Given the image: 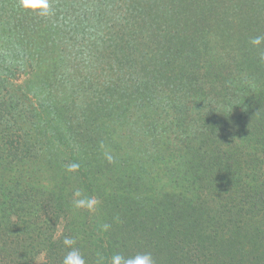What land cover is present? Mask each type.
<instances>
[{
	"label": "trees",
	"instance_id": "1",
	"mask_svg": "<svg viewBox=\"0 0 264 264\" xmlns=\"http://www.w3.org/2000/svg\"><path fill=\"white\" fill-rule=\"evenodd\" d=\"M256 36L264 0H0V264H264Z\"/></svg>",
	"mask_w": 264,
	"mask_h": 264
},
{
	"label": "clouds",
	"instance_id": "2",
	"mask_svg": "<svg viewBox=\"0 0 264 264\" xmlns=\"http://www.w3.org/2000/svg\"><path fill=\"white\" fill-rule=\"evenodd\" d=\"M264 42V36H256L250 40V43L254 46L260 45ZM260 59L264 61V53H261ZM109 161L112 160L111 157H108ZM79 167L78 164L72 163L67 166L68 171H75ZM74 196L78 199L73 201V204L77 208L88 207L91 208L96 201L84 196L82 190L76 189ZM105 229L109 226L105 225ZM65 246H72L76 243L75 239L70 237H65L63 241ZM103 256H98L97 264H103ZM64 264H86L84 257L81 255L78 249L73 248L64 258ZM111 264H156L155 259L153 258L150 252L138 253L134 256L125 257L121 253H115L111 257Z\"/></svg>",
	"mask_w": 264,
	"mask_h": 264
},
{
	"label": "rangeland",
	"instance_id": "3",
	"mask_svg": "<svg viewBox=\"0 0 264 264\" xmlns=\"http://www.w3.org/2000/svg\"><path fill=\"white\" fill-rule=\"evenodd\" d=\"M77 69H74V71H76ZM74 71H73V73H74ZM75 73H77V72H75ZM21 79H22V77H21Z\"/></svg>",
	"mask_w": 264,
	"mask_h": 264
}]
</instances>
